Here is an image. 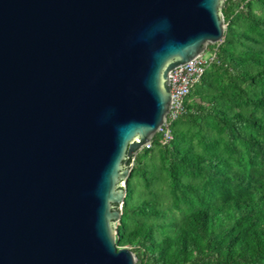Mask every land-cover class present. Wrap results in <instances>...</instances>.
Segmentation results:
<instances>
[{"label": "water", "instance_id": "1", "mask_svg": "<svg viewBox=\"0 0 264 264\" xmlns=\"http://www.w3.org/2000/svg\"><path fill=\"white\" fill-rule=\"evenodd\" d=\"M225 0H0V264H136L126 181L169 73L225 36Z\"/></svg>", "mask_w": 264, "mask_h": 264}, {"label": "trees", "instance_id": "2", "mask_svg": "<svg viewBox=\"0 0 264 264\" xmlns=\"http://www.w3.org/2000/svg\"><path fill=\"white\" fill-rule=\"evenodd\" d=\"M186 111L128 160L119 247L141 264H264V0H225Z\"/></svg>", "mask_w": 264, "mask_h": 264}, {"label": "built area", "instance_id": "3", "mask_svg": "<svg viewBox=\"0 0 264 264\" xmlns=\"http://www.w3.org/2000/svg\"><path fill=\"white\" fill-rule=\"evenodd\" d=\"M206 50L187 63L173 68L169 73L172 103L170 105L168 117L161 129L163 132L160 140L162 144L169 143L173 139L170 130L171 121L186 111L185 100L192 88L200 82L202 75L211 63L217 60V49L211 50L208 58L205 57ZM151 144V141L146 142L143 148H150Z\"/></svg>", "mask_w": 264, "mask_h": 264}, {"label": "rangeland", "instance_id": "4", "mask_svg": "<svg viewBox=\"0 0 264 264\" xmlns=\"http://www.w3.org/2000/svg\"><path fill=\"white\" fill-rule=\"evenodd\" d=\"M223 4H224V3H223ZM218 43H220V42H218ZM209 45H210V44H209ZM209 45H208V46H209ZM211 50H212V49H209V48L207 47V50H206V52H205V57H206V58H208V57L210 56ZM136 264H141V260H140L139 258L136 259Z\"/></svg>", "mask_w": 264, "mask_h": 264}]
</instances>
